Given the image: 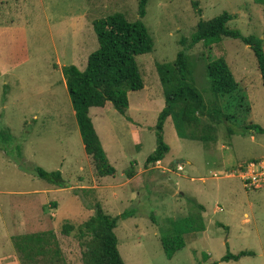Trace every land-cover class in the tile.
<instances>
[{
  "label": "rangeland",
  "instance_id": "rangeland-1",
  "mask_svg": "<svg viewBox=\"0 0 264 264\" xmlns=\"http://www.w3.org/2000/svg\"><path fill=\"white\" fill-rule=\"evenodd\" d=\"M140 0H0V264H23L16 236L54 231L64 264H83L76 235L97 204L112 217L135 209L136 217L115 230L126 264H264V187L246 188L240 175L264 159V85L250 46L224 38L188 50L193 82L208 103L213 98L231 117L217 126L216 142L180 138L169 118L164 128L170 153L149 169L157 147L155 126L165 108L157 66L173 63L201 20L224 12L244 36L262 39L264 4L257 0H150L144 23L154 39L152 53L137 57L145 88L129 93L121 115L108 104L93 112L96 131L117 173L100 177L85 151L63 68L84 70L99 48L94 21L115 13L139 19ZM223 57L240 92L214 96L205 72ZM236 97L232 100V97ZM244 96L246 104L238 97ZM239 105V106H238ZM97 113V115H95ZM205 124H212L204 118ZM248 126L252 129H246ZM60 171L65 188L36 176L35 168ZM133 168L134 177L127 171ZM204 205L206 231L185 235L186 247L168 259L161 234ZM230 251L254 252L239 261L220 262Z\"/></svg>",
  "mask_w": 264,
  "mask_h": 264
},
{
  "label": "trees",
  "instance_id": "trees-1",
  "mask_svg": "<svg viewBox=\"0 0 264 264\" xmlns=\"http://www.w3.org/2000/svg\"><path fill=\"white\" fill-rule=\"evenodd\" d=\"M150 0H140L139 19L129 21L126 15L115 13L94 21V31L98 37L99 48L88 58L84 70L75 65L65 66L63 75L66 87L75 111L80 134L86 153L92 157L100 177H113L117 171L113 167L103 148L100 137L90 116L92 108H103L112 103L121 114L126 115L130 108L129 93L145 88L143 75L137 63V57L153 52L154 39L144 23ZM264 4V0H257ZM235 17L224 12L209 20H201L190 39H182L184 49L177 54L173 63L157 66L164 89L165 108L161 111L155 134L157 147L148 156L145 168L149 169L162 162L170 153L165 142L164 128L167 120L172 119L180 138L200 141L204 144L216 142L217 126L224 121L231 123V117L223 111L221 103L213 98L206 102L193 82V69L188 50L203 43L211 47L224 38L240 40L253 50L264 85V46L262 39L244 36L238 29L229 27ZM214 96H228L240 92V87L227 63L219 57L205 66ZM236 97L234 95L232 100ZM246 104L244 96L238 97ZM239 106V105H238ZM212 124H205L204 118ZM246 129H252L248 126ZM264 133L263 129H259ZM4 142L12 141L9 133H0ZM36 176L58 188H65L60 171L48 172L41 167L35 168ZM129 178L134 177L133 168L127 171ZM198 212H191L177 222H170L162 231L161 243L168 259L186 247L185 235L206 231L203 213L204 205L189 201ZM136 210L130 209L117 217L107 214L102 205L97 204L95 213L85 223L76 227L65 223L62 233L76 235L83 249V264H126L123 260L115 230L119 221L136 217ZM14 246L21 255L23 264H64L59 240L54 231H44L16 236ZM254 252L242 251L233 254L230 251L221 262L239 261L243 257L254 256ZM218 264V263H217Z\"/></svg>",
  "mask_w": 264,
  "mask_h": 264
},
{
  "label": "built area",
  "instance_id": "built-area-1",
  "mask_svg": "<svg viewBox=\"0 0 264 264\" xmlns=\"http://www.w3.org/2000/svg\"><path fill=\"white\" fill-rule=\"evenodd\" d=\"M246 188L261 189L264 187V159L251 162L246 172L240 175Z\"/></svg>",
  "mask_w": 264,
  "mask_h": 264
},
{
  "label": "crops",
  "instance_id": "crops-1",
  "mask_svg": "<svg viewBox=\"0 0 264 264\" xmlns=\"http://www.w3.org/2000/svg\"><path fill=\"white\" fill-rule=\"evenodd\" d=\"M108 104H109V103H107L106 106L103 107V108H97V107H95V108H92V109L90 110V116H91V118H92V121H94V119H93V112L96 111V110H100V111H102V112L104 113L106 107H108ZM129 109H130V108H129ZM95 115H97V113H96ZM93 123H94V122H93ZM94 126H95V125H94ZM95 129H96V128H95Z\"/></svg>",
  "mask_w": 264,
  "mask_h": 264
}]
</instances>
